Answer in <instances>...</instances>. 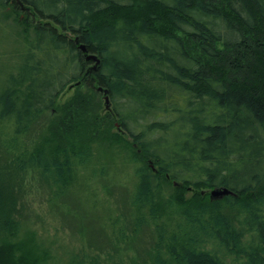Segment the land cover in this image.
Returning <instances> with one entry per match:
<instances>
[{
    "label": "trees",
    "instance_id": "1",
    "mask_svg": "<svg viewBox=\"0 0 264 264\" xmlns=\"http://www.w3.org/2000/svg\"><path fill=\"white\" fill-rule=\"evenodd\" d=\"M21 1L27 47L0 92V264L48 263L22 234L27 176L69 193L97 144L120 146L136 189L108 215L106 257L68 264H264V0Z\"/></svg>",
    "mask_w": 264,
    "mask_h": 264
},
{
    "label": "rangeland",
    "instance_id": "2",
    "mask_svg": "<svg viewBox=\"0 0 264 264\" xmlns=\"http://www.w3.org/2000/svg\"><path fill=\"white\" fill-rule=\"evenodd\" d=\"M24 18L25 15L12 10L10 4L0 7V92L8 73L15 71L27 47ZM72 94L73 89H66L59 99L65 102ZM100 99L103 112L105 98L102 94ZM47 119L46 116L41 118L25 135L28 147L42 136ZM111 147L96 145L91 163L76 171L74 184L64 195L56 196L37 173L28 174L27 191L22 200L25 204L21 214L22 234L27 229L35 232L39 242L50 250L47 264H68L77 251L98 252L105 258L112 250L106 236V231L108 235L111 231L108 215L127 213L125 202L136 189L138 177L134 164L125 160L120 146ZM103 166L106 170L102 174ZM167 187L168 191L172 190ZM153 231L147 227L134 245L143 250L151 247Z\"/></svg>",
    "mask_w": 264,
    "mask_h": 264
},
{
    "label": "water",
    "instance_id": "3",
    "mask_svg": "<svg viewBox=\"0 0 264 264\" xmlns=\"http://www.w3.org/2000/svg\"><path fill=\"white\" fill-rule=\"evenodd\" d=\"M18 2L21 5L22 9H27V7L23 4V2L21 0H18ZM79 48L82 50V52L84 54H86V60L90 59V60L94 61V64H93L92 68L96 69L97 66H98V63L100 62V58L97 55H95V54L86 53L87 49H86V47L83 44H81L79 46ZM76 83H79V81H77ZM71 87H72V85H69V88H71ZM98 90L99 91L101 90V91H103L105 93V95L103 97L105 98V106H106V108H108L110 101H109V98H108V96L106 94L107 93V89H104L103 87L99 86ZM117 126H118V124H117ZM151 165L156 169V167L152 163V161H151ZM174 182H175V184H179L177 181H174ZM209 191H210V195H211L212 198H219V197H223L224 195H229L230 193H234L231 189H229L227 187H216V188H213V189H211ZM204 192H206V191H204Z\"/></svg>",
    "mask_w": 264,
    "mask_h": 264
},
{
    "label": "flooded vegetation",
    "instance_id": "4",
    "mask_svg": "<svg viewBox=\"0 0 264 264\" xmlns=\"http://www.w3.org/2000/svg\"><path fill=\"white\" fill-rule=\"evenodd\" d=\"M15 2L19 5V9H20L19 11H21V12L25 15L24 12H25L27 9H22V8H21V5H20L19 2H18V0H15ZM10 5H11V4H10Z\"/></svg>",
    "mask_w": 264,
    "mask_h": 264
}]
</instances>
